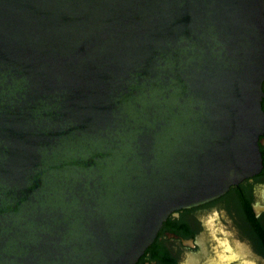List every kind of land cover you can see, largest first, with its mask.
<instances>
[{
    "label": "water",
    "instance_id": "water-1",
    "mask_svg": "<svg viewBox=\"0 0 264 264\" xmlns=\"http://www.w3.org/2000/svg\"><path fill=\"white\" fill-rule=\"evenodd\" d=\"M263 10L0 0V264H134L258 173Z\"/></svg>",
    "mask_w": 264,
    "mask_h": 264
},
{
    "label": "flooded vegetation",
    "instance_id": "flooded-vegetation-1",
    "mask_svg": "<svg viewBox=\"0 0 264 264\" xmlns=\"http://www.w3.org/2000/svg\"><path fill=\"white\" fill-rule=\"evenodd\" d=\"M259 104L264 114V97ZM256 144L258 173L168 214L134 264H264V132Z\"/></svg>",
    "mask_w": 264,
    "mask_h": 264
}]
</instances>
